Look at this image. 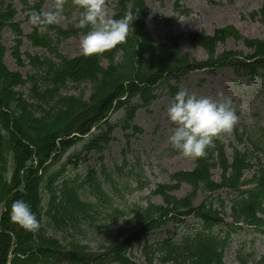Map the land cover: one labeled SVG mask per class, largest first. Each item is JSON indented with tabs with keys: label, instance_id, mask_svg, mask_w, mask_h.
<instances>
[{
	"label": "trees",
	"instance_id": "trees-1",
	"mask_svg": "<svg viewBox=\"0 0 264 264\" xmlns=\"http://www.w3.org/2000/svg\"><path fill=\"white\" fill-rule=\"evenodd\" d=\"M12 1L0 0V264H224V251L242 229L240 224L264 234L263 128L236 129L237 143L243 144L244 150L235 148L231 161L224 133L215 138L205 155L194 158L193 171L172 176L178 185L185 182L191 187L181 198L173 194L176 185L157 186L145 205L121 208L116 195L122 199L124 194L119 187L135 177L139 189L144 190L146 178L140 171L127 170V162L113 169L102 163L117 126L137 130L131 123H107L113 110L125 108V121H130L139 108L159 97L161 86L173 96L183 77L209 67L208 62H196L182 53L181 42L203 49L214 67H231L238 74L264 79V40L247 39L230 29L216 31L212 37L184 35L156 43L144 27L143 0H119L113 18L127 19L129 7L136 18L125 41L100 53L49 60L45 68L32 63L36 72L23 79L4 63L3 30L17 37L13 55L18 64L23 63L19 54L23 34ZM21 1L29 7L26 0ZM80 11L77 0H65L62 13L68 19ZM257 15L264 22V6L251 17ZM57 31L61 36L78 33L73 27ZM29 38L36 45L48 40L36 38L42 44ZM229 39L242 44L250 54H219L218 45ZM83 85L79 94H70L69 86ZM26 86L24 96L20 89ZM94 129L98 131L92 134ZM76 145L91 155L83 157V165L93 159L100 168L87 165L85 173L79 174L82 162L77 155L73 157L76 160L70 158L58 165ZM71 164L76 165L73 173L67 168ZM216 169L220 171L218 182ZM221 190L227 195L220 194ZM155 196H160L164 205L155 204ZM198 196L203 197L200 205L195 203ZM17 199L30 203L40 221L39 230L27 231L11 220V204ZM189 218L192 226L185 231L181 227ZM112 222H117L114 229L109 226ZM106 227L111 239L100 241ZM160 229L167 237L150 243L146 236ZM248 242L254 244V240ZM248 242L240 245V264H264V258L256 260L246 251ZM134 245L141 254L138 263L130 257Z\"/></svg>",
	"mask_w": 264,
	"mask_h": 264
},
{
	"label": "rangeland",
	"instance_id": "rangeland-1",
	"mask_svg": "<svg viewBox=\"0 0 264 264\" xmlns=\"http://www.w3.org/2000/svg\"><path fill=\"white\" fill-rule=\"evenodd\" d=\"M117 0H105V9L107 14L111 17L113 15V7ZM150 16L145 20V27L148 33L156 42L164 41L168 36H181L186 34H198L205 31L207 34H213L215 30L234 27L241 35L248 39H264V23L259 19L253 20L250 14L262 8L264 0H183L184 9L189 10L190 14L179 16L176 13L178 7L176 0H145ZM213 2V3H210ZM29 9H25L21 0H13V8L16 10V20L21 24V29L24 35H30L39 43L43 42L41 37H47L50 44L47 46L36 45L31 40L23 38L20 45V55L22 64H18L13 57V49L16 45L14 35L5 30L4 44L8 49L5 56V64L12 71L20 72L25 78L29 73L36 72L32 66L31 59H34V64L38 60L44 61L51 59L53 52L58 55L67 56L70 58L83 55L80 47V41L84 34L73 35L69 37H58L54 31H50L39 24L31 22V16L34 10L31 8L35 6L38 8L39 0H27ZM54 0H43L42 12L53 10ZM113 12V13H112ZM155 16L169 20L170 24L165 25L162 21H156ZM70 21L74 27L78 28L79 18L74 16ZM69 20L61 14L59 20L54 25L66 29ZM47 42V41H44ZM180 49L186 53H190L195 61L203 62L207 60L205 52L198 47H192L186 43L180 44ZM218 52L222 54H232L233 56L247 55L249 51L246 48L232 39L225 44L218 46ZM38 66V63L36 64ZM40 67V65L38 66ZM219 73L213 74L209 71H196L188 75L183 82L181 88H186L189 91L196 92L201 95H208L215 97L218 89H222L227 97H230L234 102V107L239 116L237 123L246 122L247 124H254L260 121L264 124V83L262 80H251L237 76L230 68L217 71ZM84 89L76 86H69L71 94H78ZM27 87L20 89L24 94L27 93ZM169 98L156 101L148 110H140L136 114L135 123L142 128L143 135L141 137L126 135L116 130L114 136L118 139L113 142L110 152L105 154L104 163L112 167L114 163H121L122 159L126 157L128 160H134L137 154L140 155L142 168L151 183V186L144 191L135 189L137 184L134 179L128 180V184L134 189L127 192L128 185L123 184L119 189L124 194L122 199H118L122 207L132 205H145L146 199L150 196L155 184H169L170 175L180 171H190L194 166L192 157H185L183 154L175 155L173 151H168L170 143L168 136L170 135V128L172 124L167 119L166 107L169 104ZM257 114L258 118L253 117ZM123 112L119 111L113 113L110 121L116 122L123 118ZM129 134V133H128ZM230 138L232 133H230ZM81 147L75 146L65 157V159L58 165H64ZM96 161L92 160V164ZM75 164L68 166V172H75ZM99 167V165L95 166ZM79 174L85 173V167L81 166ZM218 179L220 172H215ZM124 180V179H123ZM120 183V179L117 180ZM117 183V184H118ZM190 192V186L183 183L175 191V195L179 198L184 197ZM201 198H197V204L201 203ZM153 202L157 205H163V199L156 197ZM3 207L0 204V217ZM112 229L117 226V222H112L109 225ZM248 234L243 238H238L231 250L225 254V264H239L236 259V249L239 241L248 240ZM248 238H251L248 237ZM111 239V232L106 227L100 235V241L108 242ZM94 248L96 242H91ZM254 254L256 258L264 257V237H258L254 244Z\"/></svg>",
	"mask_w": 264,
	"mask_h": 264
},
{
	"label": "clouds",
	"instance_id": "clouds-1",
	"mask_svg": "<svg viewBox=\"0 0 264 264\" xmlns=\"http://www.w3.org/2000/svg\"><path fill=\"white\" fill-rule=\"evenodd\" d=\"M81 9L79 25L89 27L80 41L84 55H92L115 47L126 40L129 24L125 18H112L105 9V0H77ZM65 0H55L53 10L33 12L34 24H55L58 22ZM214 98L197 94L186 88L179 89L166 107V115L172 124L168 141L170 146L185 157H201L213 144L215 138L231 131L239 120L234 102L222 89ZM10 218L27 231L41 227L30 203L23 199L11 204Z\"/></svg>",
	"mask_w": 264,
	"mask_h": 264
}]
</instances>
